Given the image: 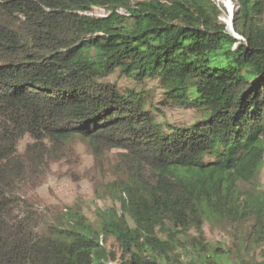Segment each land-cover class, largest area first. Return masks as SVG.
<instances>
[{
  "label": "trees",
  "instance_id": "1",
  "mask_svg": "<svg viewBox=\"0 0 264 264\" xmlns=\"http://www.w3.org/2000/svg\"><path fill=\"white\" fill-rule=\"evenodd\" d=\"M229 1L231 31L216 0H0V264H264V0ZM148 81L198 118L161 121ZM76 143L112 202L94 220L36 194Z\"/></svg>",
  "mask_w": 264,
  "mask_h": 264
},
{
  "label": "rangeland",
  "instance_id": "2",
  "mask_svg": "<svg viewBox=\"0 0 264 264\" xmlns=\"http://www.w3.org/2000/svg\"><path fill=\"white\" fill-rule=\"evenodd\" d=\"M216 2L223 3L227 9L228 13L221 17V21L226 24L225 20L233 16L236 7L229 0H216ZM94 15L103 16L105 11L95 9ZM114 80L121 87L138 88L135 82L126 79L124 76H117ZM145 89L150 93L151 102L162 109L163 113L159 117L161 121L183 125L193 123L198 118V113L181 106L171 105L163 107L159 103L163 99V91L158 81H148ZM73 148L74 156L70 160L52 165L51 170L47 174V179L38 182L36 194L43 206H50L58 210L80 208L90 220H94L96 219L97 208L111 206L112 202L109 199L98 197L92 185L91 176L97 170H95L96 162L90 152L80 143L74 144ZM258 186L259 192L257 196L249 200L251 207L264 205V169ZM147 233L154 234L156 232L154 228H150ZM205 234L210 243L219 248L217 250L219 254L229 253L231 256L229 259L230 263L241 261L242 255L250 254L249 256L253 257L255 254L253 246L249 244L241 246L237 242L236 236L238 234L234 228L223 229L221 227L213 229L206 227ZM193 235L196 236L195 233ZM108 249L118 251L114 240L109 241Z\"/></svg>",
  "mask_w": 264,
  "mask_h": 264
},
{
  "label": "bare ground",
  "instance_id": "3",
  "mask_svg": "<svg viewBox=\"0 0 264 264\" xmlns=\"http://www.w3.org/2000/svg\"><path fill=\"white\" fill-rule=\"evenodd\" d=\"M229 11H230V10H229ZM225 22H226V24H227L229 30L231 31V18H230V19H226Z\"/></svg>",
  "mask_w": 264,
  "mask_h": 264
}]
</instances>
